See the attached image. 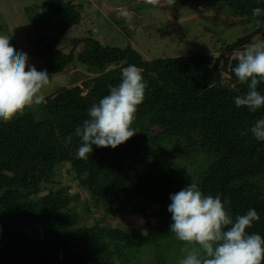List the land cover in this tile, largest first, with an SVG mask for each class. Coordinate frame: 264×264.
<instances>
[{
  "label": "trees",
  "instance_id": "16d2710c",
  "mask_svg": "<svg viewBox=\"0 0 264 264\" xmlns=\"http://www.w3.org/2000/svg\"><path fill=\"white\" fill-rule=\"evenodd\" d=\"M215 1L250 28L224 41L218 54H172L163 46L152 58L132 44H110L92 33L74 39L67 51L69 32L83 22L82 3L47 0L24 9L31 45L43 61L37 71L46 70L49 81L74 64L94 74L57 87L23 116L0 121V264H179L185 245L170 232L168 206L170 196L190 183L226 200L233 219L255 209L260 219L246 231L264 239V142L240 135L264 119V108L253 113L236 107L233 98L247 85L232 71L234 57L229 61L264 39V26L256 28L252 16L254 8L264 9V0ZM0 35L10 37L1 24ZM128 65L137 66L147 81L131 125L136 134L115 149L93 146L87 161L77 159L79 138H65L109 94L108 85L120 82ZM228 70L229 79L223 76ZM258 91L264 94V84ZM74 185L89 195L82 208L91 222L81 223L70 194ZM101 206L114 216H138L144 224L104 225L94 214ZM155 218L160 228L151 225Z\"/></svg>",
  "mask_w": 264,
  "mask_h": 264
},
{
  "label": "clouds",
  "instance_id": "9594fccd",
  "mask_svg": "<svg viewBox=\"0 0 264 264\" xmlns=\"http://www.w3.org/2000/svg\"><path fill=\"white\" fill-rule=\"evenodd\" d=\"M153 7L162 0H144ZM166 6H173L175 0H163ZM120 15L127 23L132 15L124 10ZM256 28L264 26L259 19L264 9L252 10ZM234 59L232 69L238 82L247 85V90L235 96L236 107H247L250 112L264 108V94L258 85L264 84V39L248 44ZM49 84L47 71H37L28 65L26 53L19 52L10 44V37L0 35V121H12L23 116L26 108L40 105L44 101L41 91ZM147 81L135 65L124 67L121 80L108 85L109 94L94 103L87 112L88 118L77 126L74 134L65 138L70 143L72 135L79 138L76 158L87 161L93 146L99 148L125 143L136 134L131 128L138 106L145 99ZM251 133L258 142H264V119H258L241 136ZM85 177L87 173L84 174ZM168 211L172 215L170 232L185 247L179 264H262L264 262V239L259 234H248L253 222L260 219L255 209L246 214L232 215L225 208L227 201L220 195H204L199 186L190 183L187 187L170 196Z\"/></svg>",
  "mask_w": 264,
  "mask_h": 264
},
{
  "label": "rangeland",
  "instance_id": "374dc122",
  "mask_svg": "<svg viewBox=\"0 0 264 264\" xmlns=\"http://www.w3.org/2000/svg\"><path fill=\"white\" fill-rule=\"evenodd\" d=\"M45 1L47 0H0V24L4 25V31L10 34L11 46L19 52L26 53L28 65L35 68L43 61L31 45V37L28 35L31 26L27 22L24 9ZM72 1L84 5V18L80 25L69 32V37L66 40L67 51L73 46L74 39L92 33L101 41L110 44L118 46L132 44L141 51L145 58H152L154 51L162 49L163 46H167L166 53L172 54L197 50L218 54L224 41H233L250 28L248 23L242 24L239 18L230 16L225 8L215 0H191L186 5H182L180 0H175V4L171 7L164 5L163 0L161 5L156 7L146 4L144 0ZM198 2L200 4H197ZM124 10L132 15L130 23H127L120 15ZM115 19L122 22L117 23ZM235 56H228L229 61H232ZM93 74L94 72L88 74V71L78 64L71 65L63 74L55 76L49 81L40 94L45 99L52 96L57 87H70ZM223 76L229 79V70L228 72L224 71ZM61 168L69 167L61 165ZM60 172L63 173L60 176L66 179L65 170ZM67 181L70 182L71 179L67 178ZM62 184L63 182L53 188H59ZM3 193L4 190L0 189V196ZM46 193L47 191L42 192V194ZM70 194L73 204L79 208L81 223L91 222L92 217L87 216L82 208L89 195L79 191L75 185L71 187ZM107 209V206H101L94 212L104 225L141 226L144 224V221L138 216L131 214L124 217L114 216ZM150 223L155 228L162 226L160 219H152Z\"/></svg>",
  "mask_w": 264,
  "mask_h": 264
}]
</instances>
